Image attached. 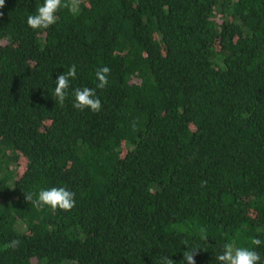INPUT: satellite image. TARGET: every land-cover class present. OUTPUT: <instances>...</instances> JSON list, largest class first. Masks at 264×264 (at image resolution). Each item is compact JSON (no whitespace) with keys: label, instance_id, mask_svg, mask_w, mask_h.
I'll list each match as a JSON object with an SVG mask.
<instances>
[{"label":"trees","instance_id":"16d2710c","mask_svg":"<svg viewBox=\"0 0 264 264\" xmlns=\"http://www.w3.org/2000/svg\"><path fill=\"white\" fill-rule=\"evenodd\" d=\"M42 3L0 8V264H218L228 242L264 264V0H85L33 30ZM51 187L75 207L25 199Z\"/></svg>","mask_w":264,"mask_h":264},{"label":"clouds","instance_id":"9594fccd","mask_svg":"<svg viewBox=\"0 0 264 264\" xmlns=\"http://www.w3.org/2000/svg\"><path fill=\"white\" fill-rule=\"evenodd\" d=\"M85 3V0H43V3L36 9L34 14L27 17V25L33 29H48L57 22V12L61 9H67L72 15L80 13V6ZM5 5V0H0V8ZM76 65H71L66 72L59 74L55 80L54 96L57 102L64 104L68 89L70 88V81L76 77ZM111 69L107 66L98 68L95 72L98 81L96 88H105L109 81ZM74 97L73 107L77 110L90 109L93 112H99L102 108V103L99 96L96 94V89L83 87L76 88L72 93ZM135 128V123H133ZM206 183V182H202ZM33 199L32 193H27L25 199L33 206L42 209L45 206L53 210L60 209L63 211H71L76 204L75 193L65 187H51L48 189H41L35 194ZM201 238L206 239L204 229H201ZM261 240L258 238L251 239L252 246H260ZM19 240H12L7 247L15 249L19 246ZM187 245V244H186ZM195 253L193 248L188 246V250L183 252V260L181 264H195ZM218 264H261L262 257L255 247L236 246L234 242L225 243L223 251L216 255ZM159 264H175L173 259L169 256H163Z\"/></svg>","mask_w":264,"mask_h":264}]
</instances>
